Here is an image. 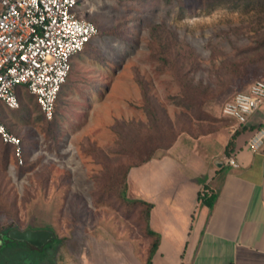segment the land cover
<instances>
[{
    "label": "rangeland",
    "instance_id": "1",
    "mask_svg": "<svg viewBox=\"0 0 264 264\" xmlns=\"http://www.w3.org/2000/svg\"><path fill=\"white\" fill-rule=\"evenodd\" d=\"M78 10L97 35L72 59L52 120L19 92L24 163L0 142V231L53 232L42 264H145L144 207L119 191L173 138L219 131L220 148L233 125L223 104L264 74V0H79Z\"/></svg>",
    "mask_w": 264,
    "mask_h": 264
},
{
    "label": "crops",
    "instance_id": "2",
    "mask_svg": "<svg viewBox=\"0 0 264 264\" xmlns=\"http://www.w3.org/2000/svg\"><path fill=\"white\" fill-rule=\"evenodd\" d=\"M17 120L15 111L5 112L13 134L22 132ZM258 121L223 131L217 149L211 140L219 131L180 136L163 156L129 170L127 194L152 205L148 228L159 244L151 264H264V128ZM260 129V145L252 149L248 141ZM229 155L237 167L224 163ZM203 187L216 194L212 207L198 198Z\"/></svg>",
    "mask_w": 264,
    "mask_h": 264
},
{
    "label": "built area",
    "instance_id": "3",
    "mask_svg": "<svg viewBox=\"0 0 264 264\" xmlns=\"http://www.w3.org/2000/svg\"><path fill=\"white\" fill-rule=\"evenodd\" d=\"M79 0H0V141L11 149L19 166L24 163L21 139L3 122L6 111L19 109V92L34 98L43 118L51 121L55 102L70 72L72 59L97 35V29L81 17ZM233 122V131L258 117L264 128V81L256 80L236 92L221 108ZM262 129L248 141L260 145ZM224 163L237 167L234 155ZM204 187L198 192L204 196Z\"/></svg>",
    "mask_w": 264,
    "mask_h": 264
},
{
    "label": "trees",
    "instance_id": "4",
    "mask_svg": "<svg viewBox=\"0 0 264 264\" xmlns=\"http://www.w3.org/2000/svg\"><path fill=\"white\" fill-rule=\"evenodd\" d=\"M89 43H87L84 46V48L81 50V52L89 45ZM62 88H63V86L61 87L60 92H61ZM60 92H59V94H60ZM59 94H58V96H59ZM58 96H57V98H58ZM56 101H57V99H56ZM147 110H148V112L154 114L152 112L153 110L150 107ZM236 134H237V132H235L231 136V138L229 139V141L226 145V149H225L226 155L229 153L228 151H229V149H231V147L233 145V139H234ZM174 140H175V138H173L167 145H164L161 148L162 149H169L171 147V145L173 144ZM3 145L10 148V146L7 144H3ZM23 155H24V153H23ZM152 155L153 154L151 152L147 153L146 157L141 159L138 165L140 166V165L148 162L149 160H151ZM124 181H125V174L123 176V182ZM125 186L126 185L124 184L119 191V193L122 194V196L125 195V190H126ZM204 190H205V193H204V196L200 199V202L202 204L208 206V207H212V205L216 199V194L210 192V190L207 189L206 187H204ZM131 202L132 203H138L144 207V218H143L144 223H145L144 232H145V236H147V239H148V247L146 250L147 255H146V259H145V264H151L152 257H153V255H154V253L158 247V244H159V235L152 232L148 228L149 211H150L152 205L150 203H146L144 201L134 200ZM12 229H15V227L14 226H8L7 228L2 229L0 231V264H42L43 260L46 257H48L47 252L49 250H51L52 243L47 242L42 248L36 249V248H34V247L24 243V242L10 239L8 237V233ZM53 238H54V236H53Z\"/></svg>",
    "mask_w": 264,
    "mask_h": 264
},
{
    "label": "water",
    "instance_id": "5",
    "mask_svg": "<svg viewBox=\"0 0 264 264\" xmlns=\"http://www.w3.org/2000/svg\"><path fill=\"white\" fill-rule=\"evenodd\" d=\"M54 234L48 230H19L12 229L8 233V237L13 240L24 242L36 249L42 248L47 242L53 238Z\"/></svg>",
    "mask_w": 264,
    "mask_h": 264
}]
</instances>
